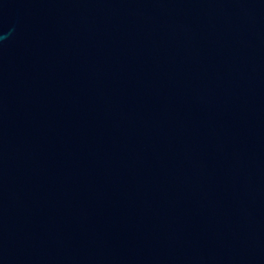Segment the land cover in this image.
I'll return each instance as SVG.
<instances>
[{
	"label": "water",
	"instance_id": "95a60500",
	"mask_svg": "<svg viewBox=\"0 0 264 264\" xmlns=\"http://www.w3.org/2000/svg\"><path fill=\"white\" fill-rule=\"evenodd\" d=\"M0 264H264V0H0Z\"/></svg>",
	"mask_w": 264,
	"mask_h": 264
}]
</instances>
